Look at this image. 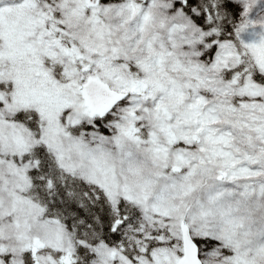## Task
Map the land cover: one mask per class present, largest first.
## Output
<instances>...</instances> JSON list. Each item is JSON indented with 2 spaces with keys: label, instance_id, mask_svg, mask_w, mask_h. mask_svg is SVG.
<instances>
[{
  "label": "snow or ice",
  "instance_id": "1",
  "mask_svg": "<svg viewBox=\"0 0 264 264\" xmlns=\"http://www.w3.org/2000/svg\"><path fill=\"white\" fill-rule=\"evenodd\" d=\"M0 264H264V0H0Z\"/></svg>",
  "mask_w": 264,
  "mask_h": 264
}]
</instances>
